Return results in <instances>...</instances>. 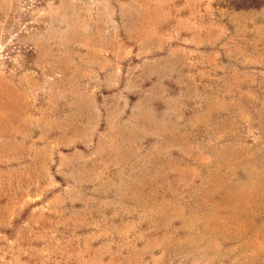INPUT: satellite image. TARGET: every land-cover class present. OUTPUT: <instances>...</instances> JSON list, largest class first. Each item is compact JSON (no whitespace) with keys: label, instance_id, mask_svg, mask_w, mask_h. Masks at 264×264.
<instances>
[{"label":"rangeland","instance_id":"obj_1","mask_svg":"<svg viewBox=\"0 0 264 264\" xmlns=\"http://www.w3.org/2000/svg\"><path fill=\"white\" fill-rule=\"evenodd\" d=\"M0 264H264V0H0Z\"/></svg>","mask_w":264,"mask_h":264}]
</instances>
